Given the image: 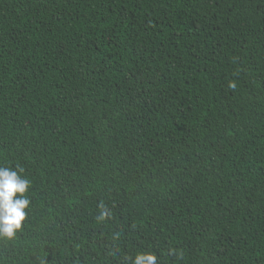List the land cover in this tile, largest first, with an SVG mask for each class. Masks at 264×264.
Instances as JSON below:
<instances>
[{
    "label": "trees",
    "instance_id": "obj_1",
    "mask_svg": "<svg viewBox=\"0 0 264 264\" xmlns=\"http://www.w3.org/2000/svg\"><path fill=\"white\" fill-rule=\"evenodd\" d=\"M0 264H264V0H0Z\"/></svg>",
    "mask_w": 264,
    "mask_h": 264
}]
</instances>
